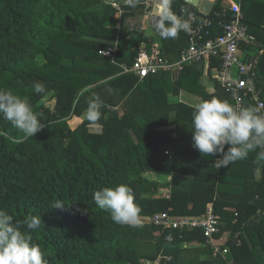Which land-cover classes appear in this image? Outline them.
Wrapping results in <instances>:
<instances>
[{
    "label": "trees",
    "instance_id": "1",
    "mask_svg": "<svg viewBox=\"0 0 264 264\" xmlns=\"http://www.w3.org/2000/svg\"><path fill=\"white\" fill-rule=\"evenodd\" d=\"M223 1L215 0L210 10L211 37L217 35L218 23L231 16L223 14ZM240 9L253 37L241 46L243 59L256 61L254 86L264 104V51L258 55L264 48V0H241ZM172 10L185 19L190 14L178 0ZM114 13L103 0H0V90L27 96L45 125L25 139L0 114V209L16 221L40 216L44 226L31 235L48 264H146L158 257L170 259L161 264H264V161L257 182L253 162L261 149L249 152L248 161L205 171L218 155H201L185 143L194 110L166 101L184 90L202 101L216 97L234 106L210 74L220 62L207 58L143 80L124 74L119 65L130 66L141 43L150 47V38L122 25L114 29ZM158 40L156 56L168 61H177L188 45L182 32L175 39ZM115 41L113 61L99 55ZM36 82L46 86V95L34 92ZM92 92L104 101L102 127L96 132L88 130L95 125L81 119ZM242 107L256 108L250 97ZM173 112L192 118H177L176 129L160 130ZM165 146L172 151L168 162L158 154ZM147 172L192 179L159 198L155 194L161 186L146 179ZM119 184L133 188L142 227L116 224L95 204V191ZM57 198L64 209L51 208ZM208 204L218 221V237L228 233L223 259H198L210 254L201 230H168L149 221L160 213L199 217ZM169 235L171 241L166 240ZM192 243L200 247H183Z\"/></svg>",
    "mask_w": 264,
    "mask_h": 264
},
{
    "label": "clouds",
    "instance_id": "2",
    "mask_svg": "<svg viewBox=\"0 0 264 264\" xmlns=\"http://www.w3.org/2000/svg\"><path fill=\"white\" fill-rule=\"evenodd\" d=\"M135 7V0H126ZM174 0H156L155 30L163 40L175 39L180 32L191 29L189 19L182 18L172 10ZM36 94H47L42 82L33 84ZM89 89H85V92ZM107 91L111 94L110 87ZM104 101L92 92L87 98L86 119L97 128L102 127L101 109ZM0 114L18 129L25 139L33 138L45 125L38 120L43 114L34 112L29 98H21L10 90H0ZM193 147L204 156H217L216 168L227 167L247 158L249 152L261 149L258 155L264 158V115L253 107L237 109L227 100L213 97L195 106L192 118ZM227 150H225V146ZM98 208L110 214L114 223L129 227H142L141 208L135 203L131 186L119 184L104 187L93 193ZM63 202L57 198L51 208L64 209ZM15 221V222H14ZM43 225L39 215L26 216L22 221L0 209V264H48L45 254L38 244L33 243L32 231ZM25 226V230H22ZM44 226V225H43Z\"/></svg>",
    "mask_w": 264,
    "mask_h": 264
},
{
    "label": "built area",
    "instance_id": "3",
    "mask_svg": "<svg viewBox=\"0 0 264 264\" xmlns=\"http://www.w3.org/2000/svg\"><path fill=\"white\" fill-rule=\"evenodd\" d=\"M117 14H121L124 7L129 6L126 0H113L108 2ZM223 14L229 12L230 18L220 21L217 25L218 34L210 37L211 21L198 18L196 15L188 14L186 19L190 20L191 29L183 32L188 38V45L179 55L176 62H168L157 56H150L146 52L139 50L133 63L130 66H119L122 73L132 74L139 80L147 76H153L163 71L181 70L185 66L201 64L207 58L220 62V67L216 69L215 80L220 88L233 101L234 107H242L245 97H250L256 109L264 115V104L259 100L254 86V73L256 61H244L241 46L248 45L253 41V37L248 33V27L244 23L243 14L240 9L241 0H224ZM207 37V38H206ZM117 46L104 49L99 55L113 61ZM168 155V152H165ZM218 155L216 159H219ZM215 159V160H216ZM150 223L168 230H192L199 229L202 232L204 245L211 251L213 258H224L228 253L225 245L226 239L218 237V221L214 215L212 204L206 205L204 214L199 217H172L167 213L155 214L149 219ZM225 239V241H224ZM166 240L171 241L169 235ZM224 241V243L222 242ZM169 262L170 259L158 257L153 262L146 264H161L162 261ZM227 264H233L229 261Z\"/></svg>",
    "mask_w": 264,
    "mask_h": 264
},
{
    "label": "crops",
    "instance_id": "4",
    "mask_svg": "<svg viewBox=\"0 0 264 264\" xmlns=\"http://www.w3.org/2000/svg\"><path fill=\"white\" fill-rule=\"evenodd\" d=\"M214 3H215V1L212 3V6L214 5ZM104 4H106V3L104 2ZM223 6H226L225 1H223ZM144 9H145L144 6H141V5H138L135 7L127 6V7L123 8L121 14H117L115 12L114 16H113V18L115 20V25L113 26V28L118 29L119 26L122 25L131 31L143 33L145 36L150 38V47L147 49L145 44L141 43L138 46L137 53L139 50H142L150 56H156L157 51L159 50V47H160L159 40H158L159 34H157V31L155 30V27H154L156 20H155V18L153 19L152 14H149V15L146 14ZM183 11L185 12L186 10H183ZM124 12H125V14L126 13H130V14L125 15L123 18H121L122 14H124ZM216 30H217V28H216ZM217 32H218V30H217ZM114 44H116V41L113 43V46H114ZM116 46H117V44H116ZM112 47H110V48H112ZM110 48H106V49H110ZM263 51H264V48L259 52L258 55H260ZM166 61H168V60H166ZM168 62L173 63L176 61H168ZM121 65H125V64H120L119 66H121ZM210 74H211V77L213 79H215L216 68H213L211 70ZM166 101L169 104H175V105L180 104V105H184V106H187V107L195 110V106L198 103H200L202 101V99L200 97L192 94V93L181 90L177 96L168 95ZM177 118L183 120V122L184 121L187 122L192 117H188V118L187 117H184V118L183 117H177L175 115V112H173L169 116L168 126L165 128H162L160 130H166V129L174 130V129H176L178 127ZM180 126H182V125H180ZM185 131L187 133L188 132L190 133V134H184L185 138H186L185 143L187 145L193 147L192 126L185 128ZM165 152H168L167 156L165 155ZM171 153H172V151H171V148L169 146L162 147L158 153L159 159L163 160L164 162H168L169 158H170L169 156L171 155ZM245 159L248 161V157ZM263 161H264V158L260 157L259 155L256 156L253 160L254 165H255V167H254V181H256V182L259 181L261 178ZM184 167L185 166L177 165V168H180V169H185ZM212 167L213 168L207 169L205 171L212 173L213 170H217L215 164ZM143 176L146 179L154 181L161 186L160 189L158 190V192L155 194V197H159V198H167L169 196L171 187H180L182 185L187 184L188 181H190L192 179L190 176H185V175H181L178 173L163 174V173L147 172ZM228 210H232V209H228ZM227 236H228V233L222 235V237H224L226 240H227ZM203 246L206 247L205 245H203ZM183 247H186L187 249H189V248H196V247H200V246L197 245L196 243H192L191 245L183 244ZM206 248L209 250L208 247H206ZM198 259L199 260H207V259H214V258L211 256V251H210L209 255H200Z\"/></svg>",
    "mask_w": 264,
    "mask_h": 264
},
{
    "label": "water",
    "instance_id": "5",
    "mask_svg": "<svg viewBox=\"0 0 264 264\" xmlns=\"http://www.w3.org/2000/svg\"><path fill=\"white\" fill-rule=\"evenodd\" d=\"M108 2H112L113 0H107ZM195 0H178V4L180 5V7L183 10L188 11L189 13L196 15L198 18L203 19V20H210L211 17L209 16L211 7H212V3L215 0H210V6L207 12H202L199 7L197 6V4H194ZM201 0H198V2H200ZM135 5H141L144 6V11L146 14H152L153 19L155 18L156 20V16H155V12H156V0H135ZM158 34V32H157Z\"/></svg>",
    "mask_w": 264,
    "mask_h": 264
},
{
    "label": "rangeland",
    "instance_id": "6",
    "mask_svg": "<svg viewBox=\"0 0 264 264\" xmlns=\"http://www.w3.org/2000/svg\"><path fill=\"white\" fill-rule=\"evenodd\" d=\"M35 60H36L35 62L40 64V65L43 63V60L41 57H37ZM63 64H68V61H63ZM81 119H86V112L82 114ZM88 130L90 132L99 131V129L96 126H92ZM224 241H225V239H224ZM224 241H222V242L224 243Z\"/></svg>",
    "mask_w": 264,
    "mask_h": 264
},
{
    "label": "bare ground",
    "instance_id": "7",
    "mask_svg": "<svg viewBox=\"0 0 264 264\" xmlns=\"http://www.w3.org/2000/svg\"><path fill=\"white\" fill-rule=\"evenodd\" d=\"M193 3L197 4V6L202 12H207L211 4L210 0H201L200 2H198V0H195Z\"/></svg>",
    "mask_w": 264,
    "mask_h": 264
}]
</instances>
